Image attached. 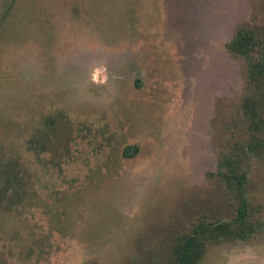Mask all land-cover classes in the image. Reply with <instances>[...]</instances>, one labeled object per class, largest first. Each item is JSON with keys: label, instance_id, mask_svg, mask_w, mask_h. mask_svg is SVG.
<instances>
[{"label": "rangeland", "instance_id": "rangeland-1", "mask_svg": "<svg viewBox=\"0 0 264 264\" xmlns=\"http://www.w3.org/2000/svg\"><path fill=\"white\" fill-rule=\"evenodd\" d=\"M263 19L264 0H0V264H162L193 221H231L208 177L245 87L227 42ZM249 167L248 237L218 232L201 264H264Z\"/></svg>", "mask_w": 264, "mask_h": 264}, {"label": "trees", "instance_id": "trees-1", "mask_svg": "<svg viewBox=\"0 0 264 264\" xmlns=\"http://www.w3.org/2000/svg\"><path fill=\"white\" fill-rule=\"evenodd\" d=\"M227 47L244 62L245 87L239 103L227 109L218 121L216 169L208 177L234 197L237 212L231 221H193L174 236L162 264H201L207 244L218 232L229 238L248 237L245 222L249 165L254 157H264V19L241 24ZM138 151L137 145H127L123 154L134 157ZM9 180L6 178L7 183ZM6 189L0 187V201Z\"/></svg>", "mask_w": 264, "mask_h": 264}]
</instances>
